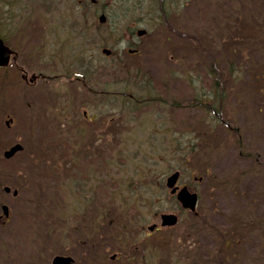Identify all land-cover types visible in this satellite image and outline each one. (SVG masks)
<instances>
[{
    "label": "rangeland",
    "instance_id": "rangeland-1",
    "mask_svg": "<svg viewBox=\"0 0 264 264\" xmlns=\"http://www.w3.org/2000/svg\"><path fill=\"white\" fill-rule=\"evenodd\" d=\"M138 1L113 0L106 12L111 22L117 21L119 24L117 36L124 35L123 26L129 20L142 22L148 28L150 36L141 45L140 55L128 56L123 53L120 44L123 36L115 46L113 43L105 46L109 49L117 48L121 59L131 71L137 67L143 68L152 79L154 87L174 93L177 101L188 106L176 111L169 106L152 104L128 113L123 128L127 129L128 136L133 135L141 142L129 141L120 147H126L129 153H140L141 157L132 156L133 160L149 167L143 168L141 175L142 185L147 187L141 186L138 191L158 197L155 210H159V213L177 210L164 195L156 194L153 187L158 186L159 181L163 183L168 172L178 169L179 184L189 185L199 196L197 212L200 217L196 219L192 213L185 211L174 228L157 233L146 239V242L139 241L146 254H150V251L154 254L148 263L264 264V88L261 92L257 91L258 86H264V0H260L262 4L258 5L257 10L255 6L251 7L249 1L242 4L241 16L236 15L235 22H232L229 11L225 17L222 12L221 20V6L217 0H174V10L167 7L168 13L165 16L159 11H153V5L148 0H144L142 5H138ZM76 2L57 1L51 17L59 23L61 17L62 24L69 31L67 26L71 18L78 15L79 32L81 18L85 20L84 23H90L92 29V24L96 22L92 17L93 12L85 18V13L77 9ZM222 3L223 10L227 9V3L224 0ZM126 8L137 14L125 15ZM255 18L262 19V26L257 24ZM224 24L232 29L227 31ZM103 33L95 34L91 30L90 35L96 39ZM75 40L73 38V45ZM48 41L50 46L54 42L56 44L55 39ZM62 41L64 44L65 39ZM99 45L101 42L97 40L90 52L97 65L93 71H97V79H106L108 82L111 77L122 75V70L112 58L101 57ZM213 62H216L223 77L229 95V108L234 110L228 123L231 127H237L241 136L235 138L222 123L202 120L207 127H215L217 130L216 139L211 143L219 148L216 157L209 162L197 158L186 159L187 152L176 151L178 145L175 140L165 139L161 130L169 125L176 129L177 134H182L190 126L203 128L196 121L202 112L191 108L187 102L192 99V92L201 93L203 88L208 87L203 80L206 78V69ZM24 63L40 71L39 63L33 60ZM229 65L234 69L232 73L226 71ZM186 74L193 78L192 91L182 84ZM5 77L0 72V181L18 187L19 196L13 201V233L9 235L10 229L6 228V233L0 234V264H49L54 255L63 253L66 248L76 259V264L86 263L89 251L87 245L81 242L83 236L78 231L79 228L87 234L82 216L78 217L77 212H73V198H63V189L73 185V175L78 167L73 168L71 163L57 161L56 158L60 154H68L89 162L87 152L94 153L101 162L107 158L110 166L106 173L111 190H120L118 187L123 186L125 181L127 183L130 176H133V180L138 179L134 175V162L114 154L122 140L118 138V129V133L112 134L107 142L95 137L90 141L77 142L69 127L77 118V110L65 108L58 102L57 83L48 87L39 83L28 88L18 86L14 89L11 84L15 82L14 78ZM146 84L151 87L148 82ZM74 87L66 88L68 91L65 89V92L71 94ZM83 96L80 93L78 100L83 99ZM82 104L88 111H93L87 103ZM152 106L155 118H159L158 122H152L151 116L146 114L139 120L137 128L132 129L137 123V113L140 110L148 111ZM10 118L13 122L10 127H6L5 121ZM190 129L193 131L191 135L198 134L195 128ZM68 135H71L70 142L61 139ZM189 140L192 144L198 142L192 136H189ZM15 141L23 145L22 152L9 160L2 159L3 150ZM75 142L79 148L72 153ZM61 143H64V147ZM46 154H51L52 159H46ZM157 156L163 158L157 161ZM204 168L209 171L205 173ZM97 172L103 174L99 169ZM207 174L214 176L215 184H210ZM150 175L151 181L146 180ZM68 180L72 183L66 182ZM225 181H231L232 186L227 189L223 185ZM137 184L134 181L132 189ZM123 194L126 192L123 191ZM94 196L95 206L104 209L107 205L105 192L97 189ZM140 206L139 210L146 209L142 204ZM80 210L82 213L83 209ZM61 218H64L62 222ZM147 221L148 216L142 224ZM64 222L68 230L61 235ZM125 230L126 241L132 238L128 244L136 242L138 228L132 229L128 225ZM120 234L116 229L115 238H120ZM100 236L104 237L103 233ZM94 246L96 249L97 242ZM139 262L135 255H131L128 261L122 260L121 263Z\"/></svg>",
    "mask_w": 264,
    "mask_h": 264
},
{
    "label": "flooded vegetation",
    "instance_id": "flooded-vegetation-1",
    "mask_svg": "<svg viewBox=\"0 0 264 264\" xmlns=\"http://www.w3.org/2000/svg\"><path fill=\"white\" fill-rule=\"evenodd\" d=\"M50 1V0H49ZM77 5L79 7L84 6L85 4L88 5L87 2L84 3V0H76ZM90 3H93L88 11H92L93 14L98 11V14L102 13V10L105 9L101 7H105L111 4V0H88ZM48 3V0H0V33L7 34L5 42L6 44L11 47L12 55L10 57V63L8 64L9 68L12 69L8 71L6 74L7 77H11L14 73H19V77L22 78L25 85V82L28 77V72H33L31 67H21L22 63L28 62L32 59L33 55H38L40 53L41 48L48 46V35L55 38L58 41V44L54 42V49L55 53L50 55V57H60L61 52L58 48L59 45V38L63 39V34L68 32L65 27L52 20L48 23L49 14L46 12L45 4ZM86 10V11H87ZM92 26H96V24H92ZM106 24L101 25V27L106 28ZM67 27H71L74 32L72 35L75 38V41H80L82 34H80L78 25H68ZM139 29L137 27V23L133 22L132 24L127 25V34L124 35L122 40V48L127 54L129 50L137 51L140 48L142 43V38H135L134 33ZM40 31L39 34L37 32ZM68 34V33H67ZM2 36V35H1ZM2 38V37H1ZM71 38V37H68ZM73 38L71 40L73 41ZM61 39V41H62ZM25 48V51H24ZM31 48V49H30ZM84 56L87 59H90V48L89 46H84L82 50ZM134 54V52L132 53ZM89 62V63H90ZM55 64L58 66V60H55ZM4 68H0V71ZM96 72H88L83 71L82 76L79 78H75V82L79 83L77 87V91L73 95L74 101L83 105L82 103H87L88 105L94 106L95 102V95L103 96L106 100V95L109 94H119L120 96L123 95L122 92H109L102 89L96 88ZM39 76H42L41 74ZM89 79V83L87 80ZM30 81V80H28ZM82 91L84 94L83 99L78 100V96ZM129 96V95H128ZM97 119L96 115H89L87 110H81L80 117L74 122L72 128H74L75 135L78 139H89V134H93L95 132L103 138L105 141L110 138L111 134V122L113 118L110 117L108 120H104L102 123L93 126V121ZM90 159L89 162H85L81 167H78L77 170L80 171L82 169L85 173L84 176L81 173H78L76 176V181L74 183L73 189L71 190L70 196L74 198V201L80 207L86 208L87 206H94L95 199L93 194H95L96 189V180L95 176L89 174L93 172L95 168L100 171H104L102 175H106L105 171L109 169L108 159L106 158L104 162L98 163L97 158L95 159L92 153H87ZM77 166V164H76ZM96 170V171H97ZM101 175V176H102ZM5 184H0V225L5 226L6 224L9 225L10 223L14 222V213H13V205L10 201L14 199L15 196H11V200L9 196L11 195L7 191L4 190ZM106 181L101 184V187L106 189ZM7 203V217L2 215V204ZM143 229L145 227H142ZM166 228L156 227L153 232L145 233V236L150 237L152 234L165 231ZM143 232V231H142ZM136 247H138L136 245ZM121 257V253L118 252L114 254V257L111 256L109 262L106 264H122V263H115L118 258Z\"/></svg>",
    "mask_w": 264,
    "mask_h": 264
},
{
    "label": "trees",
    "instance_id": "trees-1",
    "mask_svg": "<svg viewBox=\"0 0 264 264\" xmlns=\"http://www.w3.org/2000/svg\"><path fill=\"white\" fill-rule=\"evenodd\" d=\"M134 1H136V0H134ZM217 1L219 2V6H221L220 9L223 12L224 17L226 16V13L229 11V15L232 18V22H235L236 15L241 16L240 15V7L245 2L249 1L251 5H254L257 8H258V5L262 4L260 2V0H224L227 3L228 8L223 10L222 0H217ZM166 3H168L169 6H171L173 3V0H157L156 9L161 14L165 12ZM225 21H226V18H225ZM256 21L258 22L257 24H259V25H262V23H263L262 19H256ZM231 29H232V27L227 28L226 30L229 31ZM260 38H259V40H260ZM206 71L210 76L206 77L204 80L207 81L209 83V85L207 88H203V86H202L203 90L201 93L198 91L194 92V93L192 92V102L195 101V99L198 100V102H195L193 104L200 107V109H202V111L204 110L205 113L208 112L207 115H209L211 112H216V110H218L219 108L222 107L224 118L226 120H229L231 115L233 114V111H232V108H229V102H228V96L229 95L226 92V88H225L226 86L224 84L223 77L221 78L218 75L220 72L218 71V69L216 67V62H213L212 65L209 67V69H206ZM226 71L228 73H232L234 71V69L231 65H229V67H228V69H226ZM189 77H186L185 80L187 81V79ZM189 79L191 82H193L192 77ZM136 87L139 89V91L144 92L141 94L137 93V98H144V97H147L149 99H158L159 98L158 95H152L151 93H146V91L148 89H150V87L146 84L145 81H143L141 83H137ZM262 88H264V86L263 87L258 86L257 91L261 92ZM191 90H192V85H191ZM126 91H130V90L128 88H126ZM135 97H136V94H135ZM128 102H130V101H128ZM143 102H147V101H143ZM128 105L131 106V105H133V103H128ZM210 106H212L213 109L210 108ZM226 130L230 134L233 133L235 135V138L238 139L240 137V132L237 131L235 128H232V129L227 128ZM212 137H214V133L209 134L205 140L202 139L199 143L197 142L195 144H192L191 141L185 140L186 135L178 134L175 138V144L178 145L176 151H183V150L186 151L189 148L190 149L189 153L197 156L198 159L209 160L211 158V156L218 150L217 148L211 147V142L213 141ZM237 139H236V141L238 142ZM232 141H235V139H232ZM237 144H240V143H237ZM141 175H140V177H141ZM225 183H226V186H229L231 181L225 182ZM139 184H141V182H139ZM136 190H139V189L137 188ZM154 191L156 194H160V195H164V196L168 197V195L165 192L162 185L159 188L155 187ZM112 193L114 194L113 199L115 200V198H117L118 190H113ZM135 195L136 196L132 199L129 198L127 195L123 196L120 199V203H122L124 210H126L127 208H130V207H136V206H138V208H139L140 204L142 203L143 205H146V207L148 206V208L144 210L146 212L150 209L151 205L155 204V200L158 199V197H156L153 194L144 195V192H139V191H136ZM151 200H153V202ZM138 208H137V210H138ZM123 213L125 214L126 211H123ZM97 231H98V229L96 228L95 233H97Z\"/></svg>",
    "mask_w": 264,
    "mask_h": 264
},
{
    "label": "water",
    "instance_id": "water-1",
    "mask_svg": "<svg viewBox=\"0 0 264 264\" xmlns=\"http://www.w3.org/2000/svg\"><path fill=\"white\" fill-rule=\"evenodd\" d=\"M100 20H103V17H100ZM143 31H139V34H142ZM104 53L108 54L109 51L104 49ZM8 52L4 49L2 44L0 43V64L5 63L7 60ZM21 149L20 145H16L11 148L9 151L5 153L7 157L11 156L17 150ZM179 176V172L175 171L166 179V186L170 188V192L174 194L177 191V186H174L177 178ZM177 200L182 204L184 208H189L190 210H194L195 203L197 199V195L193 192H189L186 187H182L176 194ZM177 221V216L174 214H162L161 215V224L162 225H173ZM70 258L56 256L53 258L52 264H69Z\"/></svg>",
    "mask_w": 264,
    "mask_h": 264
}]
</instances>
